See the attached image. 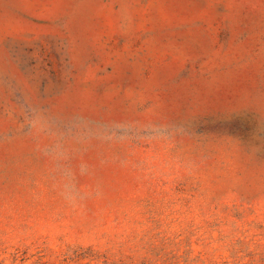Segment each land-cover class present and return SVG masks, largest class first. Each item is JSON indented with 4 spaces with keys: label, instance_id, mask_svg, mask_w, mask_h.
Here are the masks:
<instances>
[{
    "label": "rangeland",
    "instance_id": "rangeland-1",
    "mask_svg": "<svg viewBox=\"0 0 264 264\" xmlns=\"http://www.w3.org/2000/svg\"><path fill=\"white\" fill-rule=\"evenodd\" d=\"M0 264H264V0H0Z\"/></svg>",
    "mask_w": 264,
    "mask_h": 264
}]
</instances>
